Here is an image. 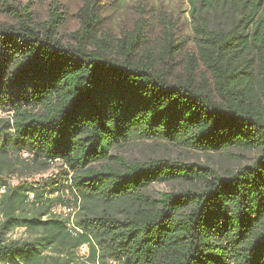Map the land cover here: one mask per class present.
Listing matches in <instances>:
<instances>
[{
	"label": "trees",
	"instance_id": "obj_1",
	"mask_svg": "<svg viewBox=\"0 0 264 264\" xmlns=\"http://www.w3.org/2000/svg\"><path fill=\"white\" fill-rule=\"evenodd\" d=\"M102 1L84 0L73 44L57 38V10L41 30L29 6L4 9L15 23H0V108L11 112L0 117V263L73 264L88 243L90 264H264V0H190L197 52L177 82L159 68L180 52L173 34L156 54L141 24L111 38ZM216 1L228 28L200 12ZM133 140L261 155L224 178L205 165L113 154ZM56 162L73 173L68 186L9 182ZM155 182L190 187L156 198ZM67 190L68 203L81 202L78 237L52 212ZM19 227L31 238H12Z\"/></svg>",
	"mask_w": 264,
	"mask_h": 264
},
{
	"label": "rangeland",
	"instance_id": "obj_2",
	"mask_svg": "<svg viewBox=\"0 0 264 264\" xmlns=\"http://www.w3.org/2000/svg\"><path fill=\"white\" fill-rule=\"evenodd\" d=\"M7 4L17 8L29 6L35 24L41 30L51 19L54 10H57L64 17L57 38L64 44L74 43L72 34L80 27L77 13L84 0H0V23L14 24L12 16L4 11ZM101 4L105 20L103 33L111 38H122L128 31L141 24L143 35L146 36V47L156 54L163 50L169 33H172L180 52L175 61L159 68L165 70L173 82L185 78L187 57L197 52L195 34L197 21L193 16V5L190 0H103ZM200 12L208 19L213 29L228 28L231 24V14L222 2L216 1L208 8H201ZM199 82H202L201 77ZM10 113L0 108L1 118L9 117ZM113 154H119L130 162L168 159L205 165L213 168L224 178L231 177L240 168L253 165L261 155L258 150L242 148L204 152L166 140H133L120 148H115ZM26 156L24 154V157ZM31 175L30 169L20 171L11 175L9 182L15 184L19 180L30 178L31 181L41 182L43 186L53 182L68 186L73 173L69 172L68 167L62 162H56L48 169ZM189 187L188 184L155 182L148 188V192L158 198L164 193L186 191ZM64 194L71 196L69 190ZM11 237L25 240L31 238V235L24 227H19L11 233ZM76 254L77 259L73 264H90L89 255L80 254L79 248Z\"/></svg>",
	"mask_w": 264,
	"mask_h": 264
},
{
	"label": "built area",
	"instance_id": "obj_3",
	"mask_svg": "<svg viewBox=\"0 0 264 264\" xmlns=\"http://www.w3.org/2000/svg\"><path fill=\"white\" fill-rule=\"evenodd\" d=\"M25 155L28 156V153H25ZM0 191H1V193H5L6 192V186L5 185L2 186ZM29 195H30V199L33 200L35 198L34 193H30ZM64 200L65 201H63L61 203L55 204L52 208V212L56 215H59L61 218H63L66 221L68 231L74 237H78L81 234L85 233V231L76 224L77 214H78V211L80 210V203L81 202H78V204L68 203L69 202L68 196H65ZM89 252H90V246L88 243H85L79 247V253L82 254L83 256L89 255Z\"/></svg>",
	"mask_w": 264,
	"mask_h": 264
}]
</instances>
